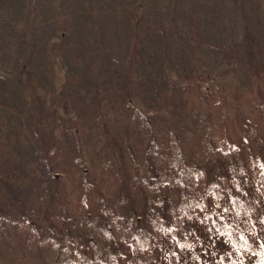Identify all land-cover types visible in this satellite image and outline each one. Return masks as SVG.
<instances>
[{
    "label": "rangeland",
    "instance_id": "1",
    "mask_svg": "<svg viewBox=\"0 0 264 264\" xmlns=\"http://www.w3.org/2000/svg\"><path fill=\"white\" fill-rule=\"evenodd\" d=\"M191 28L203 35L195 51L185 40ZM252 37L261 43L257 66L242 52ZM263 44L264 0H0V264H264L257 177L264 146L229 161L201 160L198 180L178 186L168 176L150 191L130 180L142 159L136 128L93 121L96 113L115 115L124 101L151 119L157 143L168 127L193 128L197 145L209 124L231 134L236 121L252 119L246 109L236 117L230 108L194 109L170 98V84L207 66L217 81L248 91L264 63ZM36 117L44 121L40 140L30 133ZM70 130L81 149L76 161ZM49 144L59 146L58 160L44 158ZM87 175L94 187L83 207L77 191ZM235 196L250 205L240 216ZM198 198L205 207L177 219L181 200ZM142 233L148 246L136 251L131 237Z\"/></svg>",
    "mask_w": 264,
    "mask_h": 264
},
{
    "label": "trees",
    "instance_id": "2",
    "mask_svg": "<svg viewBox=\"0 0 264 264\" xmlns=\"http://www.w3.org/2000/svg\"><path fill=\"white\" fill-rule=\"evenodd\" d=\"M133 52L138 50V27L135 26ZM178 38H181V32H175ZM202 33L197 28H191L188 31L187 38L185 39L193 51L198 50L202 45ZM257 38H245L243 40V50L245 56H248V61L258 65L260 58L261 43ZM250 47H252L250 49ZM264 47V44H263ZM262 61V60H261ZM260 61V63H261ZM231 81L226 78L217 81L214 79L212 72L207 66H202L199 74L194 76H187L181 84H170V92L167 93L170 98L175 97L176 100H182L185 104L193 105V108L200 110H215L223 111L230 108L233 115L237 116L239 108L246 109L247 113L252 119L245 122L236 121L237 131L231 134H222L219 131L220 126H213L209 124L206 128L204 139L197 145L194 139L193 128H187L176 132L173 128L168 127L166 135H164L161 143L156 141V133L158 130L150 123V118L142 114L141 110L134 104H129L124 101L119 102L118 106H113L115 115L104 112L96 113L93 121L98 128H107L110 125L118 127L119 121L127 126H133L137 130L138 141L141 151V163L138 165H131L133 172H138L137 175H131V183L139 189L145 190H159L165 184L169 176L172 182L183 186L185 183L193 182L203 176L205 168L200 166L201 160L209 161L217 159L219 161H229L237 159L242 155L247 148L256 146L261 150L264 146V63L259 64L256 77L254 78L255 87L242 92L235 91L230 87ZM235 93H239L235 96ZM230 94H234L230 97ZM236 106V110L233 108ZM62 109L69 110L65 102L60 106ZM244 107V108H242ZM116 115L119 117L116 121ZM54 119V116L52 117ZM119 124V125H118ZM44 121L36 117L31 126V135L35 139L42 138V128ZM69 136L75 148L74 160H79L81 157V149L79 139L75 131L70 130ZM180 142L182 145H180ZM184 144V145H183ZM43 156L47 161L58 160L61 156V151L57 144H49L44 148ZM262 151V150H261ZM258 182L259 185L264 186V151L258 154ZM197 160L194 162V160ZM187 160L190 167H187ZM199 162V163H198ZM210 162H208L209 164ZM202 172V173H201ZM93 176L87 175L82 184L78 185V204L81 206H88L91 201L92 189L94 187ZM180 197V194H178ZM231 206L233 213L240 216L241 212H247L250 205L243 202L241 198L235 196L231 198ZM205 207L204 200L198 199H182L180 206L174 211L177 219L191 218L196 209H203ZM23 228L30 237L37 239L38 245H44L40 238L39 231L30 225L24 223ZM225 226H218L217 230L224 233ZM160 232V231H159ZM132 243L136 245V251H144L147 248L148 239L145 233L142 236L131 237ZM56 264H72L71 261H63Z\"/></svg>",
    "mask_w": 264,
    "mask_h": 264
}]
</instances>
